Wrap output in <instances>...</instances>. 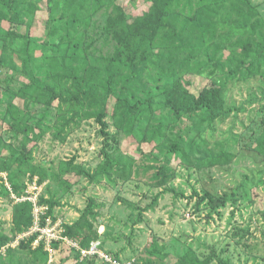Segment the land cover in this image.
<instances>
[{
  "label": "trees",
  "instance_id": "obj_1",
  "mask_svg": "<svg viewBox=\"0 0 264 264\" xmlns=\"http://www.w3.org/2000/svg\"><path fill=\"white\" fill-rule=\"evenodd\" d=\"M143 1L147 10L133 16L118 0L107 5L104 0H41L39 4L0 0V29L9 24L6 31L0 30L5 69V76H0V97L12 98L6 112L15 125L16 137H25L21 149L0 143V173H9L11 182L7 196L23 198L28 175L32 181L37 178L41 186L49 180L57 182L65 191L84 177L93 181L107 178L110 182L118 178L127 181L133 174L137 177L138 169L134 172L133 164L126 165L122 157L116 159L108 153L93 175L78 165L76 158L61 163L59 172L34 162L33 151L47 131L53 132V140L65 143L87 121L100 125L104 146L108 147L116 139L108 131V117L118 130V139L137 146L138 154L152 162L145 171H156L151 179L156 188H162L161 194L174 192L169 187L176 178L173 158L186 161L189 153L204 147L209 153L201 161L202 167L232 163L235 155L228 141L218 143L219 150L212 153L207 134L213 138L216 122L228 119L234 110L227 105L230 83L260 78L264 84V16L251 0ZM103 9L105 20L99 24L95 18ZM42 10L48 13L47 35L36 41L33 22ZM34 47L40 51L39 67L28 57ZM11 72L16 74L11 76ZM18 73L26 77L27 84H19ZM194 77L206 78L211 85L196 93L190 88ZM52 120L54 127L50 125ZM253 146L254 161L262 167L257 172L264 179V121L261 136ZM5 148L10 149L9 154H5ZM70 175L77 181L71 182ZM244 180L250 179L246 176ZM242 188L239 185L238 191ZM238 191H206L200 195L194 190L193 197L197 198L198 209L207 205L213 213L225 208ZM14 200L12 224L18 237L33 228L34 205ZM158 201L159 195L151 205L139 209L140 216L153 211ZM39 204L48 206V215L41 223L45 225L48 216L56 222L55 198L42 195ZM95 207L90 199L79 221L64 227V237L81 248L99 241L98 228L86 220L87 216L96 220ZM38 236L35 233L21 239L19 248L31 250ZM1 240L7 245V238ZM59 245L53 243L55 249ZM33 252L44 253L48 259L43 241ZM76 254L77 264H81L80 254ZM148 254L158 258L131 264H168L165 245L154 244ZM112 257L123 262L118 256ZM176 261L233 264L214 250L203 260L187 250Z\"/></svg>",
  "mask_w": 264,
  "mask_h": 264
},
{
  "label": "rangeland",
  "instance_id": "obj_2",
  "mask_svg": "<svg viewBox=\"0 0 264 264\" xmlns=\"http://www.w3.org/2000/svg\"><path fill=\"white\" fill-rule=\"evenodd\" d=\"M40 1L28 0L37 4ZM111 1L113 0H104L105 5ZM118 1L133 16L141 15L148 8L143 0ZM251 2L259 7L264 16V0ZM104 13L103 9L95 18L99 24L105 20ZM47 20L48 13L42 10L33 22L32 34L36 41L46 38ZM8 27L9 24L5 23L0 30L4 32ZM28 57L32 65L40 66V51L35 47ZM3 59L0 41V76H5ZM17 63L21 67L20 62ZM19 73L16 76L19 84H27L26 77ZM15 74L10 73L11 76ZM191 81L190 88L196 93L211 85L203 77H194ZM226 94L227 105L234 110L228 119L216 122L213 138L209 134L207 138L210 139L212 153L215 149L219 150L218 143L228 141L230 152L235 155L232 163L228 166L202 167L201 161L209 153L204 147L200 151L193 150L189 153L186 161L177 157L172 161L170 159L176 170V178L169 186L174 192L170 193L161 194L162 188L153 185L151 177L156 171H145L152 162L138 154L137 146L131 145L128 140L118 139V130L111 117L107 118L108 131L116 139L108 147L104 146L101 127L94 120L84 122L65 143L53 140V132L47 131L32 154L34 162L43 167L52 166L59 172L61 163L76 158V163L93 175L108 153L116 159L122 157L126 165L133 164L134 172L138 169L137 177L133 174L127 181L119 178L113 182L107 178L93 181L84 177L73 184L69 191L52 180L44 183L40 196L45 195L47 199L54 197L58 202L53 214L57 218L56 222L62 227L76 223L92 199L98 217L93 221L92 217L87 216L86 220L94 229L98 228L99 241L104 250L114 257L118 256L124 263H133L134 260L136 263H143L145 260L157 259L158 257L148 254L155 244L156 247L165 245V253L168 254L165 262L168 264H176L177 256L187 250L195 252L202 260L214 250L233 264H264V179L257 172L262 167L254 161L253 146L261 136L264 121V84L260 78L232 82L228 85ZM10 99L9 95L0 97V143L21 149L25 137L21 134L16 137L15 125L6 112ZM15 102L22 104L20 100ZM51 123V127H54L55 120ZM4 151L5 154L10 153L9 148ZM132 157L135 159H131ZM246 176L250 180L254 179V182L244 180ZM31 179L28 175L27 188L32 187ZM68 179L75 182L78 178L70 175ZM239 185H243V188L238 191ZM10 189L9 173H0V264H77L76 251H72L67 242H59V247L54 248L53 258L48 252V259L44 253L35 254L33 251L37 247L34 245L31 250L19 248L20 236H15L12 224L15 197H9L5 193ZM194 190L200 195L206 191L218 194L238 191V195L232 197L225 208L211 213L207 205L197 208ZM157 195V206L153 211L144 212L141 217L139 209L151 205ZM54 227L58 231L59 227ZM4 237L8 239L5 246L1 240ZM95 260L96 263L79 261L81 264H104L101 260Z\"/></svg>",
  "mask_w": 264,
  "mask_h": 264
},
{
  "label": "built area",
  "instance_id": "obj_3",
  "mask_svg": "<svg viewBox=\"0 0 264 264\" xmlns=\"http://www.w3.org/2000/svg\"><path fill=\"white\" fill-rule=\"evenodd\" d=\"M32 187L26 190V195L23 198H16L17 201H28L31 202L34 205V217H35V224L33 228L30 230V232L20 236L18 239H24L31 235H34L35 233H38L39 236L34 242V246L38 247L40 242L45 243V250L49 252L51 258H53L54 254V242H67L69 246L76 250L80 254L81 261H84L85 259H97L101 260L102 262L106 264H127L124 262H121L119 260L114 259L111 255L108 254L102 247V243L100 241H94L90 244L88 248H81L76 242L71 241L70 239L64 237L65 230L63 229L62 225L58 222H54L53 219L48 216L46 218V223L43 225L42 218L43 216L48 215V206L40 205V191L42 189L41 185L38 184L37 178H34L33 181H31ZM28 185V184H27ZM59 227L58 231H55V227ZM17 241V244H18ZM128 264H131L130 262Z\"/></svg>",
  "mask_w": 264,
  "mask_h": 264
}]
</instances>
